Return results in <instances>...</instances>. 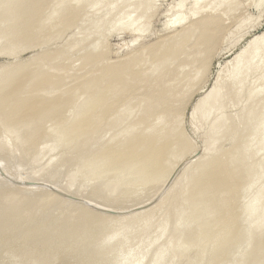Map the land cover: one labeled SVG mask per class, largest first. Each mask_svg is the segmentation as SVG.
I'll use <instances>...</instances> for the list:
<instances>
[{"label": "rangeland", "instance_id": "1", "mask_svg": "<svg viewBox=\"0 0 264 264\" xmlns=\"http://www.w3.org/2000/svg\"><path fill=\"white\" fill-rule=\"evenodd\" d=\"M24 1L29 2V0H24ZM32 1H34V0H32ZM44 1L45 2H43V0H40V1L36 0L37 4H39L40 6L42 5L41 10L37 16V19H35L36 21L38 20L37 21L38 23H36V21H35V23H33L32 25L30 24L31 26L26 27L27 29L28 28H30V29H28V30L25 29L26 31L23 30L24 35H21L23 31L21 32L20 35H19V33L17 35V33H15L16 31L13 32V26H15L14 24H16V22H18V20L20 19V13L15 14V13H13V11L11 12L10 11V10H12L11 5L3 4L2 3L3 1L0 3V14L1 13H3V15L5 14L3 17L1 16L2 14L0 15V19H1L0 20V79L3 76L2 74L6 73L8 71H11L10 68L16 69V68L21 67V69H17V70L23 69L22 71H24L25 69L27 70V68L33 67V65H34L33 68H36V69L38 68L37 70H39V66H41L44 63V60H47L46 59L47 57H51V55L54 57V56H58L61 54L62 55L60 57L61 59L58 58V61H57L58 63H56V60H55L54 61L55 63L53 62V65L54 64H56V65L61 64V66L62 65L65 66V68L69 71V72H67L68 77H67V75H65L67 82L65 81L66 86H64V87L67 89V88H69L68 84L73 85L72 83H73L74 79H76L78 77L80 78L83 75H85L86 71L84 72V70L81 69V66L83 65V59L85 57V53L87 55L88 52L91 51L89 49L96 48V50L94 49L95 51L92 50V51H94L93 53H96V52L99 53L102 50L99 52H98V50L103 49V52H106L107 54H109V55L106 54L107 60H105V62H104V64H106V66L107 65H109V66L118 65L120 60L121 61L123 60L126 62L127 58L130 55H131L130 57H133L134 56L133 54L138 53L137 54L138 56L136 55L138 60H140L141 57L145 59V60L143 59L140 61L141 66L138 67L139 69L137 68L138 70L141 69L142 70V71L140 70L141 72H144V71L149 69L151 71V73L154 72L155 74H158L159 77H160V74L167 76L168 75L167 73L169 72V76L168 77L164 76V77H166L164 80H166L167 78H170V75H171L172 78L167 79L166 82L168 81L171 88L173 87L172 88L174 90L173 95L175 97L171 96L172 101H171V99H169L170 100L169 102L170 103L172 102L173 104H171V106L168 109L164 108L163 106L160 107V105L157 109H155V108L152 109L150 104H149L150 99L147 100V106L144 105L145 102L142 103L143 105L140 103L142 106L141 108H143V107H145V108L141 109L140 105H138V107L140 109L139 108L137 109V104H139V101H140L139 98L142 97V95L143 96L145 95V91H142L143 89L139 90V92L141 91L140 93L138 91H136L138 93L134 92L130 96L127 95L128 99L125 101H122L123 104H125V106L127 105L126 106L127 109H126V107L124 108L123 107L124 105L120 102L118 104V108L115 107V108H117V110L114 108L113 113H115V114H112L110 116V118H108L109 120L105 119L106 122H105V120L102 122L100 120L99 121L100 128L99 129L96 128L95 127L96 125H95L94 127H92V129H90V132H91V130H93L95 128L94 129L95 132L92 131L93 135L90 132H89V134H90L89 135L88 131H86V132H84V136L81 133V131L79 132L75 126H78L77 124H78V122H80V119L83 116L82 114H85L84 111L86 110L87 107L90 108L91 105H88V102H87L88 100H85V99H88L87 97L85 99L83 98L85 96L84 92H83L84 96L82 93H80V91L81 92H82V90L84 91V87L79 86L78 84H77L78 85L77 86L74 83L75 85L71 86V87H74V89L76 88L75 89L76 92L74 94H72L73 95L72 100H71V98L70 99L68 98V102L70 100L72 102L70 101L71 103H69L70 105H68L67 110H63L60 115H57L58 117H55V118H57L56 120H53V118H52L53 116H52L51 121H49V122L48 121H42L41 124L39 123L41 125L40 127H36L34 122L32 121L35 118L37 119V115L35 117H33V113H31L30 111H26L25 109L18 112L17 107H15L17 105V103H15L13 100H11L10 104L8 105L9 109L3 114H2V112H0V209H1L0 210V264H91V263L92 264H115V263L116 264H128V261H130V260H131V262H129L130 264H133V263L134 264H171L170 261L174 264H213L214 262H215V264H228V263L229 264H238V262H239V264H252V263L258 264V262L261 261V264H264V259H263L264 258V250H263L264 249V241H262V239L264 240V237H260V236H264V231L261 235L260 234L261 231H259L260 233H257L258 230H256L257 232H255V233L259 234L258 236H257V234L254 235V231L252 232L253 235L249 234V235L245 236V235L241 234V233L245 232L247 229H250L252 227L251 224H253V223H251V221L245 222V220H244L245 218L244 219L241 218V215L243 214V213H241L242 212L241 208H242V206L244 207L247 204H249L248 202L251 203L252 201H255L254 199H257V197L260 196L259 192L262 191V188L264 189V187H263L264 186V180H263L264 175L261 176L263 179L261 177L258 178L257 176L256 177L258 179H256V177L251 176V174L254 175L253 173H251L249 175L250 177H248L249 179L245 180V183L251 182L252 183L251 185H254V187H251L250 190L243 192L244 194H241L242 196H239V198L236 199L235 203H237V205H238V207L236 205V207L238 208L237 213L239 214L240 217L237 216V221L235 223L236 224L235 225L236 230H231L229 232L231 235L226 234V235H230V236H225V233H226L225 229L221 226H218L217 228L213 229V231L211 230L210 231L211 233L209 232L208 234H206V223H207L208 219H207V216H205V215H199L200 217L202 216V218H201L202 220H201L200 217H198V215L197 216L195 215V214H197V213H195L197 211L194 210L196 208H193V206L195 207V205H192L193 201L192 202L190 201V194L192 195V192H193V190H192L193 185H192V187L190 186L191 184H193V182L191 183V180H192L191 177L192 178H194V177L193 176L189 177L190 171L191 170L193 171L194 166H195L194 170L196 171V168H197L196 164L199 165V163L201 162V158L203 156V153H204L203 151H204V146H205L204 145L205 144L204 138L206 137V134H208L209 130L211 129L210 127L212 126V120H208L207 123L203 124V123H200V121L196 118V116L193 117V112L196 110L195 108H197L195 106L198 105L199 101L206 98L207 96H209L214 91V89L217 87V83H218L219 79L222 77V75H223V77H222V80H223L224 75H225V69L228 71V73L226 74V77L230 76L232 74V70L231 69L229 70V68H231V67L234 68V66H230V64L235 65L234 59H236V57L242 51H244L247 47H249L252 42L260 39L264 35V0H230V1L228 0L229 3L231 2L229 4V6H230L229 9L231 8V12H228V14H225V12H224V10L226 8L224 1H227V0H212V3H210L211 0H209V1L208 0H201V1H196V0H156V1H154V3H156V4H153V8L156 6L158 8H155L154 10H152V12L149 13L150 15L146 14L144 16L145 19L144 18L138 19V18L140 17V14L143 13L142 12L143 10H144V12L146 11V7H144V6H146V4L148 3L147 1H149V0H146V2L144 0H138V1L137 0H119V1L115 0V4H114V0L113 1L112 0L111 1L110 0H105V1L104 0H98V1L97 0H44ZM92 1L95 3H93ZM81 2H82V4H81ZM111 2L113 4V6L110 5ZM121 2H123V4ZM126 2H127V4H126ZM142 2L143 3L145 2V4L143 5ZM16 3L19 4V1ZM91 3H93V4H91ZM106 3H108V4L110 3L109 6ZM135 4H136V6H135ZM6 5H7V7H6ZM13 5L14 4H12V8H13ZM122 5H123V7L125 5L126 6L124 8H122ZM139 5L140 6L143 5L142 10L140 9L141 7L138 8ZM100 7H101V9L98 10V8H100ZM110 7H111V9H110ZM5 8H6V10H5ZM7 8L9 10V12H8ZM135 8L138 10H136ZM13 9L15 10V8H13ZM103 9H105L106 12ZM118 9H121V12ZM123 9H125V10H123ZM6 11H7V13H6ZM102 11H103V13H101ZM115 12H117V13H115ZM123 12H125V13H123ZM116 14H118V15H116ZM137 14H139V15H137ZM58 16H61V17L58 18ZM104 16H105V18H104ZM122 16H125V17L127 16L131 20L128 19L127 17H126V19L128 21L124 20L125 18L120 19V17H122ZM148 16H149V18H148ZM62 17H64V18H62ZM67 17L68 18L70 17V18L68 19ZM107 17H109V19ZM208 17H212V18L214 17L215 19H219L221 21L220 30L217 34H215V37L218 40L216 38L215 39L213 38L211 47H208L209 49L207 48L206 50H204L203 51L204 53L201 52V54H203V55H199V56H201L200 58L197 59V57H199V56H197V57H196V55L194 56L193 51L192 52L190 51L187 53V56L189 53H191L190 55L193 54L194 60L192 59V57H189V56H188V59L190 58V60L186 59L187 56L181 57L178 62L176 61L177 62L176 66L178 68L175 66L176 62L174 63V65H171L172 68H170V70H173V66H174V68H175L174 70H176V69L178 70L180 68L179 65L184 63L183 65L188 64V66L191 69L189 67H187L188 69L185 68L186 69L185 71L180 69L178 72H176L177 71L176 70L174 75H176V73L178 75L174 76L172 74V72L174 70L170 71L167 69L170 66H167V65L159 66L158 65V67H156V65H155V67H154V65L151 64L153 62L152 57H151V54H152L151 52L155 50L154 49L155 46H157L158 44L163 43V42L165 43L166 39H169L172 36H174L180 29L186 28V27L192 25V23H195L197 21L203 20L204 18H208ZM118 18L120 19L119 22L115 23L114 19H115V21H117ZM135 18H137L139 21ZM57 19H59V20H57ZM149 19H150V21H149ZM67 21H69V22L67 23ZM106 21L109 23V25ZM112 21L115 23L113 25L115 27H112V24H113V23H111ZM39 22L41 24L43 23L42 25L40 24V27L38 25ZM103 23H104V25H103ZM214 23H216V22H214ZM59 24H60V26H59ZM92 25H93V27H92ZM103 26H105V27H103ZM135 26H136V28H135ZM137 26H139V27L137 28ZM24 27H25V25H24ZM116 27H117V29H116ZM122 27H123V29H122ZM21 28H23V27H21ZM56 28H57V30H56ZM83 28L85 29V31ZM105 28H107V30ZM112 28H114L115 30ZM132 28H133V30H132ZM146 28H149V29H146ZM63 29H65V30H63ZM118 29H119V32H114L116 30L118 31ZM18 30H19V28H18ZM52 30H54V31H52ZM144 30H146L147 32ZM112 31L114 33H112ZM17 32H19V31H17ZM26 32H28V33L26 34ZM78 32H80V33H78ZM106 32H108V33H106ZM64 33H65V35H63ZM90 34H91V36H90ZM14 35L17 38H18V36L19 37L23 36L26 38V40L21 37L22 39H20V40H22V41L20 42V40H18L19 38L15 39L16 37H14ZM72 35H73V37H72ZM80 35H81V37H80ZM77 36H79V37H77ZM212 36H213V34H212ZM87 39H88V41H87ZM101 39H103V40H101ZM13 40H17V41L14 42ZM70 40H73V41H70ZM169 40H167L166 42H169ZM22 42L24 45L22 44ZM42 42H44V43H42ZM97 43L100 44L99 45L100 49H98ZM10 44H12V45H10ZM14 44H15V46H14ZM84 44H85V46H84ZM18 45H19V47L17 48L16 46H18ZM93 45H94V47H93ZM96 45H97V47H96ZM70 47H72V48H70ZM196 52L197 51L194 50V53H196ZM140 53H142V55L139 56ZM39 56H41V58ZM43 56L45 58H43ZM202 56H203V58H202ZM81 58H82V60H81ZM125 58H126V60H124ZM32 59H33V61H32ZM41 59H44L43 63H42ZM54 59H55V57H54ZM183 59H185V60H183ZM181 60L183 62H181ZM195 60L197 62H195ZM35 61H36V64L34 63ZM62 61H63V63H62ZM186 61H188V62H186ZM30 62H32V64L33 63L34 64L29 67L28 65L31 64ZM116 62H118V63H116ZM254 62L257 63V61H254ZM254 62H253V64H251V63L250 64L254 65L255 64ZM263 62H264V60H263ZM107 63H109V64H107ZM121 63H123V62H121ZM149 63L151 64V67H150ZM23 64H24V66H23ZM145 64L149 65V67L147 66L148 67L147 68ZM257 64H255V65L257 66ZM36 65H38V67ZM195 65L198 68H196ZM251 65L246 67V68L253 71L255 65L254 66H251ZM263 65H264V63H262L261 69L259 70V71H262V73L257 72L258 74L255 73L256 75H252L249 77V80L247 81V86H245L246 89L244 88L241 91L239 97L237 96V98H236V96L235 95L233 96V94L231 93L232 95L231 96L228 95V99H227V97H226V99H223L225 101L228 100L227 101L228 103H226L224 101L223 104L227 105V107L225 106L226 109L224 110V112H225L224 115L226 114L225 116H227V117H225V119H227V118H228V120L230 119V121H229L230 123H231V119L237 120L240 116L244 117V115H243L244 111L243 110H245L244 114L246 116V113H247L246 109L251 108L249 110L253 111V109H254V111H255L258 108L256 111H259L260 110L259 106L261 105L260 108L262 107V103L264 102V98L262 99V97H264V94H263L264 91L260 90V89L263 88V86H261L262 85L261 79H263V76H264V66ZM152 66L154 67V69ZM41 67H40V69H41ZM144 67H146V68L143 69ZM199 67H201V68H199ZM252 67H253V69H251ZM246 68L244 71L246 72L245 75L247 76L248 70H246ZM262 68H263V70H262ZM79 69H81L83 72ZM201 69H203L201 74L200 73L197 74L196 71L197 70L201 71ZM181 71H183V72H181ZM190 71H192V72H190ZM193 71L195 72L194 74H193ZM252 71L251 72L248 71V73L249 72L253 73ZM51 72H52V70H51ZM180 72L183 73L182 78H181ZM188 73L191 75H189ZM241 73L244 75L243 71H241ZM149 75L152 76L153 74L152 75L149 74ZM149 75L147 77H145V80L152 79ZM199 75L201 76V78ZM233 75H236V73L233 72ZM233 75H231V76H233ZM239 76H235V79L238 78ZM261 76H262V78H261ZM173 77L177 78L178 80H176V79L174 80ZM184 77H185V79L188 77L187 78L188 81H187V79L185 80ZM190 77H193V78L196 77V78H195V80H192L193 78L191 79ZM226 77L224 79V80H226V83H227V81L232 82V80L230 79L232 77H229V78L228 77L226 78ZM240 77H242V76H240ZM32 79H34V76H31L30 78H27L26 80H27V82H31ZM72 79H73V81H72ZM190 79H191V81H190ZM250 79H252V80H250ZM68 81H70V83H68ZM170 81L171 82L174 81L175 83L172 84ZM177 82H180V83H178V85H177L176 84ZM182 82H184V83H182ZM223 83H225V81L224 82L222 81V85H223ZM259 83H261V84L259 85ZM190 85L192 87H190ZM27 86L28 85L26 84L25 87L23 88V90L19 91L21 89H19V88L13 89L12 88L13 86L11 85L10 93L12 95H15V97H17L19 99L27 97V96H29V91L31 88V87L27 88ZM248 86H249V88H248ZM177 87H178V89H177ZM222 87H224V86H222ZM5 88H6V86L4 87V91L0 90V101L2 99H6ZM77 89H80V90H77ZM6 90H8V89L6 88ZM154 90H151L150 92L153 91L155 93ZM191 90H192V92H191ZM222 90H223V88H222ZM157 91L158 90H156V92ZM223 91L226 92L225 89ZM223 91H222V93H223ZM261 91H263V92L260 94L258 93V96H255L253 94L254 92L256 94V92H261ZM150 92H148V93L146 92V95H145L146 99H147V97H150L152 99L153 96L151 97L150 95L151 94L153 95V92L152 93H150ZM175 93H177L176 95H179V98L175 95ZM223 94L225 95L226 93H223ZM72 95L70 97H72ZM76 95H77V97H76ZM147 95H149V96H147ZM61 96H62V91H59L58 93L57 92L54 93L53 96H50L51 97L50 99L56 100V99H59ZM3 97H5V98H3ZM78 97H80V99H77ZM130 97H131V99H130ZM132 98L134 99V101L132 100ZM175 99H178V100H175ZM238 99H239V101H238ZM128 100H129V102H128ZM148 101H149V103H148ZM236 101H238V102H236ZM249 103H251V104H249ZM1 104L4 106L6 104V101L0 102V109L3 108V107L1 108ZM120 104H121V106H120ZM134 104H136V106ZM178 104H180V106ZM255 104H256L257 108L255 107ZM132 105H133V107L135 106L134 108H135V110H137V112L133 109ZM91 108H92V106H91ZM235 108H237V109H235ZM69 109H71V110H69ZM122 109L124 110L123 112H122ZM125 109H126V112H125ZM146 109L149 111H146ZM159 109H160L161 114H162V112H167V113H172V116H171V114L167 115V113H166L165 117L169 116V118L166 117V118H168V120L165 117H163L162 120H160V118H159V120L161 121V124H160L161 126H159L158 129H160V131L158 132V134L156 132H154L153 135L156 134L155 137H159L162 134H165L167 131L169 132L172 129L175 130V132H176L175 127L178 125L177 128L179 129V132L177 130V133H175L172 136L171 141L177 143V142H181V140L183 139L185 141V143H180L181 144L180 146H182V147H180L179 145L178 146L176 145L175 146L176 148L174 147L175 149H173L174 152L171 150L173 153L169 152L171 155L168 154L170 156L165 161L166 163H164V161H162L165 165L162 163L163 164V166H162L160 161L156 162L152 168L154 172L150 171L149 174L145 173L144 164H132V163H130L129 166L126 164L124 166V161H122V160L127 161L125 157H120V159L122 158L121 160L120 159L115 160V161H117V163L118 162L120 163V161H122L121 163L123 164V169H122V164L120 165L121 168L118 165V169H116L117 165L116 166L113 165V163L115 162L113 160V158H111V157L106 158V157H108V154L113 153L114 150H115V152L113 154H116L117 148L118 149L123 148L122 147L123 145L125 147L127 144H129L130 141L126 142V140H125V139L128 140V138L132 136V134L130 133L131 130H129V129L132 128L134 130L133 132L135 133V135H137V134L139 135V133L142 132L144 129L145 130L142 133H145L147 128L152 126L156 122V119H158L157 115L160 114L158 112ZM150 110H151V112H150ZM238 110H239V113H237ZM119 111H120V113H119L120 115L118 114ZM21 112H26V113L29 112L28 116H31V118H30L31 120L27 119L24 122V120L21 117V119H22L20 121L21 124H18V125H20V126H18L13 122H14V119L16 118V116L18 115V113H21ZM147 112H148V114L149 113L150 114L146 115ZM26 113H22V114H25L24 116H26ZM43 113L44 112H42V114ZM116 113L118 115H116ZM125 113L127 115H129V114L130 115L127 116ZM253 113H252V116L255 117ZM121 114L124 115V117H126V118L122 117L123 122L120 120L121 118H119V116H122ZM114 115H116V116L114 117ZM147 116L149 117L150 122L154 121V123H152V122L150 123L149 120L147 121V119H148ZM252 116L250 119H252ZM113 117H114V119H112ZM116 117H118V120ZM150 117L155 118V120L153 118H150ZM159 117H161V116L159 115ZM115 118H116V120H115ZM248 118L249 117H247V119H245L247 121H245L242 118V120L240 121L241 123L239 122L240 119H238L237 122L240 123V125L243 124L246 126V124H250L249 122H252V120H250L248 122ZM110 119H112V120L110 121ZM164 119H166V120H164ZM169 119H171V120L169 121ZM95 120L97 122V119H95ZM143 120H145L146 122H144ZM228 120H227V123L229 124ZM120 121H121V123L119 124L118 122H120ZM44 122H46V123H44ZM168 122H170V123H168ZM12 123L18 127H13L14 125ZM75 123H76V125H75ZM133 123H135L134 124L135 128L133 127ZM197 123H198V125H197ZM72 125H74V126H72ZM114 125H116L117 127ZM138 125H140L141 127H139ZM147 125H149V126H147ZM243 125L241 126V129H240L241 133L246 132L245 130L247 129V127L245 129V127ZM226 126L227 125H225V127ZM229 126H227V129L230 128ZM34 127H35V129H37L36 132L33 131ZM69 127H70V129H69ZM225 127H224L223 132L227 133V131H225L226 130ZM138 128H139V130H141V129L142 130L139 131ZM242 128H244L245 130ZM248 129H249V126H248ZM31 130H32V132H34V134L31 133ZM66 130L68 132H66ZM70 130H72V131L70 132ZM105 130H108L109 133H107V131H105ZM157 130H154V131H157ZM64 131L66 134L64 133ZM128 131H130V132H128ZM37 132H39V133H37ZM96 132L98 134H96ZM61 133L63 135H61ZM77 133H79L81 136H79V134H77ZM142 133H140V134H142ZM247 133H248V131L244 134H247ZM103 134H104V136H103ZM64 135H67L66 138ZM73 135L74 136L77 135V136L74 138V137H72ZM97 135H98V138H97ZM127 135H128V137H126ZM225 135L227 136V134H225ZM225 135L223 136L224 138L226 137ZM100 136H101V139H100ZM78 137H84V139L79 138L80 140L78 141ZM90 137H91V139H90ZM134 137H136V136H134ZM62 138H63V140H62ZM85 138H87V139L85 140ZM224 138H222V139H224ZM88 139H89L90 143L89 142L87 143ZM131 139H132V137H131ZM222 139H220V140H222ZM68 140H70V141H68ZM73 140L77 141V142H74ZM83 140H84V142H83ZM98 140L99 141L101 140V141L98 142ZM134 140H135V138H134ZM258 140L259 139L254 141L255 144H258V145H256L255 148L253 147L252 150H256L257 148L259 149L260 146H259ZM71 141H73V142H71ZM131 141H132L131 143H135L134 145L132 144V147H136V144L139 142L138 141L136 143V141H133V140H131ZM184 141H182V142H184ZM257 141H258V143H257ZM218 142L220 143L221 141H218ZM222 142H221V144L218 143L219 147L223 146L224 149L231 147L230 142L227 141L229 143V145H228V143H226V141L223 144H222ZM254 142L252 143V145L254 144ZM83 143H85V144H83ZM110 143H112V144H110ZM225 143H226V145H225ZM106 144H108V146L109 145L110 146L106 147L107 146ZM82 145H84V146H82ZM162 146H164V145H162ZM85 147H86V149H85ZM103 147L105 148V150ZM158 147L162 148L160 146H158ZM223 147H221V148L223 149ZM108 148H110L111 150H109ZM113 148H115V149H113ZM155 148H157L156 145H155ZM84 149H85V151H84ZM75 151H77V153L79 152L82 154L81 155L79 153L76 154ZM110 151H112V152H110ZM215 152H218V151H215ZM100 153L104 154V156H102V154H100ZM113 154H111V155L114 156ZM260 154H262V155H260ZM263 154H264L263 150L259 151L258 154L255 155V156H257V157H255L256 161L253 160V158H254L253 157V158H250V160L252 159L251 162H253L254 164L256 162L257 164L259 163V165L260 164L262 165L263 164L262 162L264 160ZM105 155H106V157H105ZM103 157L106 160L103 159ZM110 158L112 159V161H114L113 163H112ZM97 160H100L99 163ZM110 162H111V164H110ZM161 168H162V170H161V172H159ZM152 169H150V170H152ZM192 171H191V173H192ZM195 171H193L194 175H195ZM145 174H146V176H145ZM147 176H149V177H147ZM187 177L189 179H191L190 182H189ZM257 180H260V181H257ZM185 181H186V183H185ZM253 182H254V184H253ZM182 183L183 184L185 183L184 186H186V185L188 186L189 185L188 183H191V184L189 185L190 187L188 186L189 188L185 189L186 187L185 188L182 187L183 186ZM256 184H257V186H256ZM179 186H180V188H183V190H182L183 192L180 190ZM176 187H177V189H176ZM28 188L30 190H28ZM260 188H261V190H260ZM25 189H27V190H25ZM173 190L174 191L177 190L176 191L177 195L180 194V191L182 194L184 193L185 195L184 194L183 195L185 197L182 194H180L179 196L180 197L183 196L184 197V198L182 197L183 200L188 199L190 202L189 201L185 202V200L184 201L182 200L183 201L182 202L181 198L179 199V197H177L178 200H176L177 199L176 194L173 193L174 192ZM258 190H260V191L258 192ZM173 195H174V202L172 200ZM245 195L248 196V198ZM171 196H172V199L170 198ZM244 196H245V198H243ZM14 197H16L17 199ZM192 198H193V195H192ZM4 200L6 202H4ZM167 200H169V201L171 200L175 204L178 203V201H180L178 203V205H180V207L177 208L178 206H175L173 203H171L172 206H174L175 208L174 207L170 208L171 205H169V204L171 201L167 202ZM13 202H14V205H12ZM188 202H189V204H188ZM17 203H19V204H17ZM161 203L163 204V206ZM180 203H183V204H180ZM168 205H169V207H168ZM158 206L160 207V209L157 208ZM183 207H185V208L183 209ZM239 207H241V208H239ZM9 208L11 209V211ZM14 208H15V210H14ZM156 209H158V211H156ZM164 209H168V211H170V209H172V210L170 212H168L167 210L164 211ZM182 209L184 210L185 213L182 212L183 215H182V213H181V215H179L180 211H183ZM150 210H152V211H150ZM154 211H155V213H153ZM159 212L161 213L162 216L160 215ZM166 212L168 214H165ZM153 216H154V218H152ZM182 216L184 217L183 222H181V220L176 221L178 219H181ZM192 216H193V218H191ZM134 217H136V218H134ZM144 217H146V218H144ZM87 218H89V220ZM185 219H187V220L185 221ZM242 219H243L245 224L243 223ZM190 220H191V222H190ZM121 221H122V223H121ZM184 221L186 222V224ZM198 221L200 223H198ZM150 222H153V223H150ZM177 222H181V224L183 225L182 226L179 223L182 226L179 228H181L182 230L177 229L178 231H180V232H178V236H177V232H176L177 230L175 231L176 228L174 229V226L176 227L178 225ZM193 222L196 226L193 224ZM99 223H101V225ZM126 223H127V225L125 226ZM144 223H145V225H144ZM190 223L193 225H191ZM110 224H111L112 228H111ZM119 224H120V226H121V224H123L124 226L123 225L122 226L124 228L119 227ZM184 224L186 226H184ZM99 225L101 227H99ZM108 225H109V227H108ZM150 225H153V226H150ZM189 225H191V227ZM143 226H144V228H143ZM192 226L195 228L194 233L188 232L190 230L193 231ZM139 227H141V228H139ZM165 227H167V228H165ZM185 227H187L186 230H185ZM120 228H123V229L120 230ZM126 228H128V230H129V231L126 230L128 233H126L124 231V229H126ZM161 228H163L164 230L167 229L168 231H164L165 233H163V235L164 234L165 235L164 236L162 235V238L160 236L161 239H155L154 238L155 236L159 238V233L162 231ZM114 229H115V231H119V230L120 231L118 233L116 232V234H114L115 231H111ZM133 229H135V231ZM106 230H108V231H106ZM109 230L114 235L113 237L115 238V240L117 238H119L121 235H123L124 240H125V238L127 239L128 237H130L132 235L134 237L128 238L127 241L125 240L127 243L123 239H121L122 237H120L119 239H121V240L119 242H121L123 240L122 241L123 245H122V242L120 245V243L118 241H116V242H117V244L119 243V245H116V242H115V240H113L114 239L113 237L112 238L110 237L111 241H110V239H107L109 236L112 235L109 232ZM136 230H138V232ZM157 230H159V233L156 232ZM123 231H124V233H126V236H128V235H130V236H128V237L124 236L125 234L123 233ZM172 231H175L176 234H175V232L172 233ZM184 231L188 232V233L186 232L187 235L185 234ZM222 231L225 233H222ZM139 232H141L143 235ZM182 232H184L183 235L185 234L186 236H188L189 233H192V234H190L189 235L190 237H188V239H186L187 238L186 236H183V237L181 236ZM100 233H102V234H100ZM121 233H123V234H121ZM135 233H137V234H135ZM155 233H157L158 236ZM209 234H210V236H207ZM221 234H223V236ZM240 234H241V239L239 237ZM105 235H108V236H105ZM117 235H119V236H117ZM250 235H252V236H250ZM171 236H174L173 239H171L172 238ZM180 236L183 238V240H185V241H182L183 243L181 242L182 238L180 241H178L180 239ZM203 236H205L204 239H203ZM242 236L245 237V240ZM135 237H136V239L134 240ZM148 237L151 239H149ZM225 237H226V239L228 238L226 240V243H227L226 246H224L226 244L225 243ZM250 237H252V238H250ZM97 238H98V240H97ZM131 238H133V239H131ZM168 238L171 240H169ZM229 238L232 241H229ZM105 239H107V240H105ZM129 239H130V241H128ZM145 239H146V241H145ZM205 239L206 240L208 239V240L205 241ZM101 240H102L103 245L101 244ZM112 240L115 243L112 246L115 245L117 247L115 248V246H114V248H113L111 246V249L113 248L111 250V249H109V247H108L109 245H108L107 247L109 250L112 251L111 252V251L106 250L107 248L105 249L104 245H107L108 241H110V243L111 242L113 243ZM175 240H176V242H175ZM187 240H189V241H187ZM215 240H217V241H215ZM251 240H253V241H251ZM104 241H107L106 244ZM218 241H220V242H218ZM239 241H241V242H239ZM256 241H257V243H256ZM124 242H125V246H124ZM148 242H150V244ZM170 242H172L171 248H173V245H175L176 243H177L176 245H178L177 247L174 246L173 251H172V249L167 250ZM221 242L223 243V245H221L222 244ZM185 243L189 244V247ZM253 243H254V245H253ZM255 243L257 246L256 248L259 249L258 251L259 252L261 251L260 253L257 251V254H256V253H254V250H252L255 248ZM179 244L180 245L182 244V245L179 246ZM219 244L221 246H219ZM237 244H239V246ZM216 245H218L219 247L222 248L221 251H220L219 247ZM234 245L235 246L237 245L236 247H239V248H237V251L236 250L234 251V248L236 249V247ZM258 246H260V247H258ZM118 247H119V249H118ZM164 247L167 248V249H165L166 251L164 250ZM180 247L181 248L183 247L184 249L182 248V250H184V251H182ZM215 247H217L218 249ZM230 247H231V249H230ZM121 248H123V249L121 250ZM247 248H250L251 250L250 249L246 250ZM101 249H102V251H101ZM104 249L106 251H104ZM257 249H255V250H257ZM162 250H164L165 252ZM170 250H171V252H170ZM223 250H224V252H223ZM232 250L237 254V256L235 253L232 252ZM94 251H98V252H94ZM107 251H108V253H107ZM230 251L232 252V254L230 253L231 257L227 256V258H226V255L229 254L228 252H230ZM238 251H240V253H238ZM251 251H253V252H251ZM101 252H102V254H101ZM117 252L119 253L118 255H120V257L117 256ZM122 252L125 254H122ZM126 252H128V253H126ZM216 252L217 253L219 252V254L218 255L215 254ZM246 252L249 256L246 254ZM91 253H93V256ZM129 254H130V256H129ZM114 255L116 257H118L119 261L117 258L115 259ZM240 256H242V257H240ZM257 256H259L261 258L258 259ZM123 257L127 261L125 259L123 260L122 259ZM108 258H109V260H108ZM120 258L123 262L120 260ZM115 260H116V262H113ZM212 260H214L213 263H211ZM132 261H134V262H132ZM141 261H142V263H141ZM205 261L206 262L208 261V262L206 263Z\"/></svg>", "mask_w": 264, "mask_h": 264}, {"label": "bare ground", "instance_id": "2", "mask_svg": "<svg viewBox=\"0 0 264 264\" xmlns=\"http://www.w3.org/2000/svg\"><path fill=\"white\" fill-rule=\"evenodd\" d=\"M3 1V2H2ZM19 1V4H17L16 2H18ZM32 0H29V2H25L24 0L22 1H20V0H1L0 1V3L2 2L3 4H7V5H11V9L12 10H10L11 12L13 11V13H20V19L18 20V22H16V24H14L15 26H13V32H15V33H17V35H18V33H19V35L21 34V32L23 31V30H25V29H27L26 27H29V26H31L33 23H35V19H37V16H38V14H39V12H40V10H41V6L39 5V4H37V2H36V0H34V1H32ZM40 1V0H39ZM98 1V0H97ZM105 1V0H104ZM111 1V0H110ZM109 1V2H110ZM113 1V0H112ZM117 1V0H116ZM119 1V0H118ZM138 1V0H137ZM145 2H146V0H144ZM154 1H156V0H149V1H147L148 3L146 4V6H144V7H146V11L144 12V10L141 12L142 14H140V17L138 18V19H142V18H144V16L146 15V14H149V13H151L152 12V10H154L155 8H158L157 6L156 7H154L153 8V4H156V3H154ZM196 1H201V0H196ZM209 1V0H208ZM228 1V0H227ZM227 1H224V4H225V10H224V12H225V14H228V12H231V8L229 9V4L231 3H229V1L227 2ZM43 2H45L44 0H43ZM80 2V1H79ZM91 2V1H90ZM93 2V1H92ZM145 2L143 3V5L145 4ZM158 2V1H157ZM182 2V1H181ZM223 2V1H222ZM42 3V2H41ZM93 3H95V2H93ZM93 3H91V4H93ZM122 4H123V2H121ZM129 3V2H128ZM210 3H212V0H211V2ZM12 4H14L13 5V8H15V10L12 8ZM17 4V5H16ZM47 4V3H46ZM81 4H82V2H81ZM108 6H109V4L108 3H106ZM114 4H115V0H114ZM126 4H127V2H126ZM2 5V4H1ZM7 5H6V7H7ZM48 5V4H47ZM46 5V6H47ZM105 5V4H104ZM110 5H112L113 6V4H112V2H111V4ZM142 5V6H143ZM15 6V7H14ZM78 6V5H77ZM126 6V5H125ZM124 6V7H125ZM135 6H136V4H135ZM142 6H140L139 5V7L138 8H140L141 10H142ZM119 7V6H118ZM123 7V5H122V8H124ZM132 7V6H131ZM90 8V7H89ZM88 8V9H89ZM94 8V7H93ZM117 8V7H116ZM137 8V7H136ZM135 8V9H136ZM43 9V8H42ZM45 9V8H44ZM99 9H101V7L100 8H98V10ZM106 9V8H105ZM105 9H103L105 12H106V10ZM110 9H111V7H110ZM2 10V9H1ZM5 10H6V8H5ZM7 10H8V8H7ZM92 10V9H91ZM118 10H120V12H121V9H118ZM123 10H125V9H123ZM136 10H138V9H136ZM17 11V12H16ZM95 11V10H94ZM135 11V10H134ZM8 12H9V10H8ZM6 13H7V11H6ZM80 13V12H79ZM101 13H103V11L101 12ZM115 13H117V12H115ZM119 13V12H118ZM123 13H125V12H123ZM2 14V15H1ZM0 15L3 17L4 15H3V13H1ZM98 14V13H97ZM100 14V13H99ZM105 14V13H104ZM121 14V13H120ZM139 14H137V15H139ZM18 15V14H17ZM82 15V14H81ZM102 15V14H101ZM111 15V14H110ZM113 15V14H112ZM116 15H118V14H116ZM150 15V14H149ZM62 16V15H61ZM61 16H58V18L59 17H61ZM64 16V15H63ZM72 16V15H71ZM86 16V15H85ZM97 16V15H96ZM106 16V15H105ZM105 16H104V18H105ZM121 16V15H120ZM127 17V16H126ZM126 17L125 16H122V17H120V19H122V18H125L124 20H127L126 19ZM130 17V16H129ZM39 18V17H38ZM62 18H64V17H62ZM68 18V17H67ZM70 18V17H69ZM68 18V19H69ZM80 18V17H79ZM99 18V17H98ZM108 19H109V17H107ZM128 18V17H127ZM137 18H135V19H137ZM148 18H149V16H148ZM119 18H118V20L117 21H115V19H114V22L115 23H118L119 22V20H120ZM128 19H130V18H128ZM134 19V20H135ZM137 19V20H138ZM145 19V18H144ZM152 19V18H151ZM1 20V19H0ZM57 20H59V19H57ZM71 20V19H70ZM69 20V21H70ZM84 20V19H83ZM89 20V19H88ZM99 20V19H98ZM131 20V19H130ZM38 21V20H37ZM36 21V23H38ZM66 21V20H65ZM69 21H67V23L69 22ZM90 21V20H89ZM88 21V22H89ZM102 21V20H101ZM108 21V20H107ZM106 21V22H107ZM122 21V20H121ZM120 21V22H121ZM128 21V20H127ZM133 21V20H132ZM139 21V20H138ZM149 21H150V19H149ZM54 22V21H53ZM103 22V21H102ZM113 21L111 22V23H113L112 24V27H115V26H113L115 23H114ZM126 22V21H125ZM146 22V21H145ZM214 22H216V23H214ZM49 23V22H48ZM66 23V22H65ZM66 23V24H67ZM83 23V22H82ZM85 23V22H84ZM108 23V22H107ZM147 23V22H146ZM213 23V24H212ZM31 24V25H30ZM40 22H39V27H40ZM43 24V23H42ZM41 24V25H42ZM71 24V23H70ZM74 24V23H73ZM128 24V23H127ZM145 24V23H144ZM23 25V26H22ZM24 25H25V27H24ZM68 25V24H67ZM89 25V24H88ZM103 25H104V23H103ZM108 25H109V23H108ZM111 25V24H110ZM125 25V24H124ZM48 26V25H47ZM58 26V25H57ZM59 26H60V24H59ZM64 26V25H63ZM73 26V25H72ZM144 26V25H143ZM150 26V25H149ZM219 26V27H218ZM21 27H23V28H21ZM35 27V26H34ZM53 27V26H52ZM55 27V26H54ZM68 27V26H67ZM92 27H93V25H92ZM103 27H105V26H103ZM109 27V26H108ZM139 26H137V28H138ZM220 27H221V21L219 20V19H215L214 17L212 18V17H208V18H204L203 20H200V21H197V22H195V23H192V25H190V26H188V27H186V28H182V29H180L174 36H172L171 38H169V39H166V41L167 40H169V42H166L165 41V43L163 44V43H160V44H158L157 46H155V50L154 51H152L151 53V57H152V60H153V62L151 63L152 65H154V67H155V65H156V67H158V65L159 66H161V65H167V66H170V67H166L168 70H170V68H172V66L171 65H174V63L177 61H179V59L181 58V57H186L187 56V53L188 52H192L193 51V54H194V56L196 55V57L197 56H199V55H203V54H201V52H203L204 50H206L208 47H211V45H212V39L214 38H216L215 37V34H217L218 32H219V30H220ZM18 28H19V30H18ZM22 30H21V29ZM64 28V27H63ZM66 28V27H65ZM70 28V27H69ZM74 28V27H73ZM91 28V27H90ZM125 28V27H124ZM135 28H136V26H135ZM134 28V29H135ZM28 29H30V28H28ZM27 29V30H28ZM36 29V28H35ZM41 29V28H40ZM39 29V30H40ZM84 29V28H83ZM106 30H107V28H105ZM110 29V28H109ZM112 29H114V28H112ZM116 29H117V27H116ZM122 29H123V27H122ZM143 29V28H142ZM146 29H149V28H146ZM37 30V29H36ZM55 30V29H54ZM54 30H52V31H54ZM56 30H57V28H56ZM62 30V29H61ZM63 30H65V29H63ZM71 30V29H70ZM92 30V29H91ZM115 30V29H114ZM132 30H133V28H132ZM17 31H19V32H17ZM26 31V30H25ZM84 31H85V29H84ZM87 31V30H86ZM93 31V30H92ZM135 31V30H134ZM137 31V30H136ZM139 31V30H138ZM144 31H146V30H144ZM61 32V31H60ZM114 32H119V29H118V31L116 30V31H114ZM113 31H112V33H114ZM147 32V31H146ZM214 32V33H213ZM24 33V31L22 32V34L21 35H24L23 34ZM28 32H26V34H27ZM31 33V32H30ZM77 33V32H76ZM78 33H80V32H78ZM103 33V32H102ZM105 33V32H104ZM106 33H108V32H106ZM25 34V35H26ZM32 34V33H31ZM61 34V33H60ZM74 34V33H73ZM92 34V33H91ZM91 34H90V36H91ZM212 34H213V36H212ZM56 35V34H55ZM59 35V34H58ZM63 35H65V33L63 34ZM27 36V35H26ZM14 37H16L15 35H14ZM22 38H24L25 40H26V38L25 37H23V36H21ZM21 37H19L18 36V38L16 37L15 39H18V40H20V39H22ZM62 37V36H61ZM72 37H73V35H72ZM77 37H79V36H77ZM80 37H81V35H80ZM33 38V37H32ZM64 38V37H63ZM94 38V37H93ZM98 38V37H97ZM14 39V38H13ZM77 39V38H76ZM217 39V38H216ZM75 40V39H74ZM78 40V39H77ZM92 40V39H91ZM101 40H103V39H101ZM218 40V39H217ZM14 42L15 41H17V40H13ZM22 40H20V42H21ZM48 41V40H47ZM70 41H73V40H70ZM87 41H88V39H87ZM13 42V43H14ZM103 42V41H102ZM42 43H44V42H42ZM78 43V42H77ZM85 43V42H84ZM19 44V43H18ZM22 44H23V42H22ZM33 44V43H32ZM69 44V43H68ZM72 44V43H71ZM93 44V43H92ZM215 44V43H214ZM213 44V45H214ZM10 45H12V44H10ZM20 45V44H19ZM19 45L18 46H16L17 48L19 47ZM24 45V44H23ZM74 45V44H73ZM72 45V46H73ZM77 45V44H76ZM82 45V44H81ZM97 45H98V49H100L99 48V45L100 44H98L97 43ZM97 45H96V47H97ZM14 46H15V44H14ZM84 46H85V44H84ZM13 47V46H12ZM11 47V48H12ZM15 47V48H16ZM93 47H94V45H93ZM106 47V46H105ZM10 48V49H11ZM14 48V47H13ZM70 48H72V47H70ZM75 49V48H74ZM73 49V50H74ZM96 50V48H93V49H89V50H91V51H89L88 52V54L86 55V53H85V57H84V59H83V65L81 66V69H83L84 70V72L86 71V73H85V75H83L82 77H78V78H76V79H74V81H73V79H72V81H73V85H69L68 84V86H69V88H65L64 86H66V76L65 75H67V72H69L66 68H65V66H61V64H54L53 65V62L56 60V63H58L57 61H58V58H60L62 55L60 54V55H58V56H54L55 57V59H54V57L51 55V57L53 58H51V57H47L46 59L47 60H44V59H41L42 60V63H43V60H44V63L41 65V66H39V70H37L36 68H33L34 67V63L36 64V61L32 64V62H30L31 64L30 65H28L29 67L30 66H32L33 65V67H30V68H27V70L25 69L24 71H22V70H17V69H21V67L20 68H16V69H12V68H10V70L11 71H8V72H6V73H4V74H2L3 76H2V78L0 79V90H2V91H4V87L6 86V88L8 89V90H6V88H5V96H6V99H2L1 101H6V104L3 106L2 104H1V108L2 109H0V112H2V114L3 113H5L8 109H9V104H10V102H11V100H13L15 103H17V105L15 106V107H17V109H18V112H20V111H22L23 109H25L26 111H30L31 113H33V117H35L36 115H37V119L35 118V119H33L32 121L34 122V124H35V126L36 127H40L41 125V123H42V121H51V117L53 118V120H56L57 118H55V117H58L57 115H60L61 113H62V111L63 110H67V108H68V105H70L69 103H71L72 101V98H73V95L72 94H74L75 92H76V88L74 89V87H71V86H74L75 84L77 85H79V86H82V87H84V91L82 90V92L80 91V93H82L83 94V92H84V94H85V96H84V94H83V98L85 99L86 97L88 98V99H85V100H88L87 102H88V105H91L92 106V108H91V106H90V108H86V110L84 111V113L85 114H82L83 116L81 117V119H80V122H78V126H75L77 129H78V131L80 132L81 131V133L83 134V136H84V132H86V131H88V134H89V132H90V129H92V127H94L95 125V127L96 128H100V126H99V121L101 120V122L102 121H104L105 119L107 120L108 118H110V116L112 115V114H115V113H113V110H114V108L115 107H117L118 108V104L121 102L122 104H123V102L122 101H125V100H127L128 98H127V95L128 96H130L131 94H133L134 92H136V91H138L139 92V90H142V91H145V95H146V92L148 93V92H150L151 90H154L155 91V93L153 92V95L151 94L150 96L152 97V99L150 98V97H147V99H146V97H145V95L143 96L142 95V97H140L139 98V104H137V109L139 108L138 107V105H140V108L142 107L141 106V104L142 103H144L145 102V104L144 105H146L147 106V100L148 99H150V103H149V101H148V103L150 104V106H151V108L153 109V108H155V109H157L158 107H159V105H160V107L161 106H163L164 108H166V109H168L170 106H171V104H173L172 102L170 103L169 101V99H171V101H172V98H171V96H173V97H175L174 95H173V93H174V90L171 88V86L169 85V82L167 81L166 82V80L167 79H171L172 77H171V75H170V78H167L166 80H164L166 77H168L169 76V72L167 73L168 75L166 76V75H162V74H160V77L158 76V74H155L154 72L153 73H151V71L149 72L148 70H146V71H144V72H141L140 70H138L139 68V66H141V64H140V61L141 60H143L144 58H140V60H138L137 59V57H136V55L138 54H133L134 56L133 57H128L127 58V60H126V58L124 59V60H126V62L125 61H121L120 60V64L118 63V62H116V63H118V65H115V66H109V65H107L106 66V64H104V62H105V60H107V58H106V56L107 55H109V54H107L106 52H103V49H100V50H98V52L99 51H101V52H99V53H93L95 50ZM145 49V48H144ZM209 49V48H208ZM15 50V49H14ZM92 50H94V51H92ZM108 50V49H107ZM147 50V49H146ZM153 50V49H152ZM194 50H196L197 52L196 53H194ZM149 51V50H148ZM207 52V51H206ZM204 53V52H203ZM53 54V53H52ZM107 54V55H106ZM191 53H189L188 54V56L189 57H192V59H193V54L192 55H190ZM206 54V53H205ZM64 55V54H63ZM84 55V54H83ZM140 55H142V53H140L139 54V56ZM146 55V54H145ZM49 56V55H48ZM138 56V55H137ZM188 56L186 57V59H188ZM40 58H41V56H39ZM201 56H199V57H197V59L198 58H200ZM43 58H45L44 56H43ZM195 58V57H194ZM202 58H203V56H202ZM201 58V59H202ZM61 59V58H60ZM38 60V59H37ZM65 60V59H64ZM81 60H82V58H81ZM145 60V59H144ZM183 60H185V59H183ZM188 60H190V58L188 59ZM194 60V59H193ZM192 60V61H193ZM263 60H264V35L260 38V39H258V40H255L254 42H252L251 44H250V46L249 47H247L244 51H242L237 57H236V59H234V64L235 65H231L230 64V66H234V68L233 67H231V68H229V70L231 69L232 70V74L231 75H233V72H235L236 73V75H233V76H227L228 78L229 77H234L233 79L232 78H230L231 80H232V82H230V81H227V83H226V80H224L225 79V77H226V74L228 73V71L225 69V75H224V78H223V80H222V77H223V75H222V77L219 79V81H218V83H217V87L214 89V91L209 95V96H207L206 98H204V99H202L201 101H199L198 102V105H196L195 107H197V108H195L196 110L193 112V117L194 116H196V118L200 121V123H207V121L208 120H212V126L210 127L211 129L209 130V132H208V134H206V137L204 138V153H203V156H202V158H201V162L199 163V165H197L196 164V166H197V168H196V171L194 170L195 169V166H194V168H193V171H195V175H194V172L192 171V173H191V171H190V175H189V177H191V176H193L194 178H192L191 177V179L193 180H191V179H189L188 177V180H189V182H190V180H191V183L193 182V184H191V183H188L191 187H192V185H193V192H192V195H193V198H192V195L190 194V201L192 202V205H195V207L193 206V208H196V209H194L195 211H197V212H195V213H197V214H195L196 216L198 215V217H200L199 215H205V216H207V219H208V221H207V223H206V234H208L211 230L213 231V229H215V228H217L218 226H221V227H223L224 229H225V232H223L222 231V233H225V236H230L231 234L229 233L231 230H236V221H237V216H239V214L237 213V211H238V205H237V203H235L236 202V199L237 198H239V196H242L241 194H244L243 192H246L247 190H250V188L251 187H254V185H251L252 183L250 182V183H248L247 181V183H245V180L247 179H249L248 177H250L249 175L251 174V173H253L254 175H252L251 174V176H254V177H261L262 175H264L263 173H264V160H263V164L261 165H259V163L257 164L256 162H255V164L253 163V162H251V160H250V158H253V160H255V157H257V156H255V155H257L258 154V152L259 151H264V102L262 103V107L260 108V106H259V111H256L258 108L256 107V104H255V107L257 108H255L256 110V112L254 111V109H253V111H251V110H249V109H251V108H249V109H246L247 110V113H246V116H245V110H243L244 111V113H243V115H244V117L242 116H238L239 118L238 119H240L239 120V122L242 120V118L245 120V119H247V117H249L248 118V122L250 121V120H252V122H249L250 124H246V126L245 125H243L244 127H245V129H246V127H247V129H248V126H249V129L247 130H245L244 128H242V129H244L246 132L248 131V133L247 134H244V133H246V132H244V133H241L240 132V129H241V126L242 125H240V123H238L237 121H238V119L236 120V119H231V123L229 122L230 121V119L228 120V118L227 119H225V117H227V116H225L224 115V110L226 109L225 108V106L227 107V105H224L223 104V102L225 101V100H223V99H226V97H227V99H228V95H232L233 94V96L235 95L236 96V98H237V96L239 97V95H240V93H241V91L245 88V86H247V81L249 80V77L250 76H252V75H256L255 73H262V71H259L260 69H261V66H262V63H264L263 62ZM32 61H33V59H32ZM60 61V60H59ZM139 61V62H138ZM254 61H257V63L256 62H254ZM107 62V61H106ZM110 62V61H109ZM121 62H123V63H121ZM177 62H176V64H175V66L177 65ZM181 62H183L182 60H181ZM186 62H188V61H186ZM195 62H197L196 60H195ZM200 62V61H199ZM253 62L255 63V64H257V66L255 67L254 65H251V64H253ZM29 63V62H28ZM55 63V62H54ZM61 63V62H60ZM62 63H63V61H62ZM65 63V62H64ZM142 63V62H141ZM233 63V62H232ZM251 63V64H250ZM107 64H109V63H107ZM143 64V63H142ZM148 64V63H147ZM150 64V63H149ZM151 64H150V67H151ZM184 63H182L181 65H179L180 66V68L176 71V70H174L175 68H174V66H173V70H170V71H173L172 72V74L174 75L175 74V71L176 72H178L180 69L181 70H183V71H185L186 69H188L187 67H189L188 66V64L186 65H183ZM196 64V63H195ZM249 64V65H248ZM19 65V64H18ZM21 65V64H20ZM39 65V64H38ZM38 65H36L37 67H38ZM56 65V66H55ZM67 65V64H66ZM113 65V64H112ZM146 65V64H145ZM191 65V64H190ZM193 65V64H192ZM254 66V69H253V67L251 68V69H253V71L252 70H249L248 68H246V67H248V66ZM23 66H24V64H23ZM35 66V67H36ZM149 67V65H146V67ZM194 66V65H193ZM196 66V65H195ZM264 66V65H263ZM14 67V66H13ZM40 67H41V69H40ZM47 67V68H46ZM146 67H144L143 69H145ZM147 67V68H148ZM153 67V66H152ZM154 67H153V69H154ZM177 67V66H176ZM192 67V66H191ZM25 68V67H24ZM32 68V69H31ZM56 68V69H55ZM74 68V67H73ZM138 68V69H137ZM178 68V67H177ZM186 68V69H185ZM190 68V67H189ZM196 68H198L197 66H196ZM195 68V69H196ZM199 68H201V67H199ZM227 68V69H228ZM233 68V69H232ZM245 68H246V70H248V71H252L253 73H248V71H247V76L245 75ZM9 69V68H8ZM81 69H79V70H81ZM151 69V68H150ZM191 69V68H190ZM189 69V70H190ZM6 70V69H5ZM51 70H52V72H51ZM75 70V69H74ZM152 70V69H151ZM166 70V69H165ZM164 70V71H165ZM194 70V69H193ZM262 70H263V68H262ZM82 71V70H81ZM183 71H181V72H183ZM203 71V69H201V71L199 70H197L196 71V73L198 74V73H200L201 74V72ZM241 71H243V73H244V75L246 76H244L242 73H241ZM72 72V71H71ZM70 72V73H71ZM74 72V71H73ZM83 72V71H82ZM81 72V73H82ZM149 72V73H148ZM180 72V73H181ZM187 72V71H186ZM190 72H192V71H190ZM179 73V74H180ZM195 72L193 71V74H194ZM205 73V72H204ZM238 73V74H237ZM257 73V74H258ZM149 74H153L152 76H150ZM155 74V75H154ZM182 74L183 73H181V78H182ZM187 74V73H186ZM189 74V73H188ZM196 74V75H197ZM241 74V75H240ZM70 75V74H69ZM72 75V74H71ZM80 75V74H79ZM150 76L152 79H150V80H145V77H147V76ZM157 75V76H156ZM178 74L176 73V75H174V76H177ZM185 75V74H184ZM189 75H191V74H189ZM242 76V77H240V76ZM263 75V74H262ZM14 76V77H13ZM31 76H34V79H32V81L31 82H27V78H30ZM155 76V77H154ZM164 76H166V77H164ZM200 76V75H199ZM235 76H239L238 78H236L235 79ZM13 77V78H12ZM65 77V78H64ZM67 77H68V75H67ZM189 77V76H188ZM187 77V78H188ZM226 77V78H227ZM174 78V77H173ZM179 78V77H178ZM186 78V79H187ZM191 79L193 78V77H190ZM196 78V77H195ZM195 78H193L192 80H195ZM200 78H201V76H200ZM261 78H262V76H261ZM178 80L177 78H174V80ZM180 79V78H179ZM184 79H185V77H184ZM185 79V80H186ZM191 79H190V81H191ZM254 79V78H253ZM69 80V79H68ZM173 80V79H172ZM221 80V81H220ZM228 80V79H227ZM250 80H252V79H250ZM262 81V85L261 86H263V88L262 89H260V90H263L264 91V76H263V79H261ZM66 81V82H65ZM71 81V80H70ZM70 81H68V83H70ZM180 81V80H179ZM187 81H188V79H187ZM186 81V82H187ZM222 81L224 82L225 81V83H223V85H222ZM257 81V80H256ZM171 82V81H170ZM196 82V81H195ZM229 82V83H228ZM260 82V81H259ZM75 83V84H74ZM172 84L173 83H175L174 81L173 82H171ZM178 83H180V82H177L176 84L178 85ZM182 83H184V82H182ZM28 85L27 86V88L28 87H31L30 88V91H29V96H27V97H24V98H22V99H19V98H17V97H15V95H12L11 93H10V89H11V85L13 86L12 88L14 89H21V90H19V91H22L23 90V88L25 87V85ZM189 84V83H188ZM226 84V85H225ZM254 84V83H253ZM261 83H259V85H260ZM21 85V86H20ZM77 85V86H78ZM175 85V84H174ZM183 85V84H182ZM187 85V84H186ZM192 85V84H191ZM190 85V87H192ZM249 85V84H248ZM23 86V87H22ZM173 86V85H172ZM221 86V87H220ZM222 86H224V87H222ZM257 86V85H256ZM71 87V88H70ZM179 87V86H178ZM178 87H177V89H178ZM188 87V86H187ZM196 87V86H195ZM78 88V87H77ZM175 88V87H174ZM221 88V89H220ZM222 88H223V90L225 89V91L226 92H224L223 90H222ZM248 88H249V86H248ZM256 88V87H255ZM190 89V88H189ZM246 89V88H245ZM77 90H80V89H77ZM156 90H158L157 92H156ZM223 91V93H226L225 95L222 93V91ZM253 90V89H252ZM59 91H62V96L59 98V99H56V100H51L50 98V96H53L54 95V93H58ZM176 91V90H175ZM179 91V90H178ZM186 91V90H185ZM189 91V90H188ZM248 91V90H247ZM263 91H261V92H256V94H255V92L253 93L255 96H258V93L260 94V93H262ZM138 92H136V93H138ZM141 92V91H140ZM139 92V93H140ZM152 92H150V93H152ZM191 92H192V90H191ZM245 92V91H244ZM79 93V92H78ZM186 93V92H185ZM232 93V94H231ZM53 94V95H52ZM77 94V93H76ZM81 94V95H82ZM155 94V95H154ZM177 93H175V95H176ZM179 94V93H178ZM264 94V93H263ZM72 95V97H70ZM79 95V94H78ZM147 96H149V95H147ZM178 98H179V95H176ZM181 96V95H180ZM252 96V95H251ZM250 96V97H251ZM263 96V95H262ZM261 96V97H262ZM76 97H77V95H76ZM176 97V98H177ZM182 97V96H181ZM224 97V98H223ZM254 97V96H253ZM3 98H5V97H3ZM68 98L70 99L71 98V102L69 101L68 102ZM185 98V97H184ZM235 98V99H236ZM241 98V97H240ZM239 98V99H240ZM245 98V97H244ZM255 98V97H254ZM264 97H262V99H263ZM76 99V98H75ZM77 99H80V97H78ZM130 99H131V97H130ZM136 99V98H135ZM239 99H238V101H239ZM249 99V98H248ZM261 99V98H260ZM132 100L134 101V99L132 98ZM175 100H178V99H175ZM223 100V101H222ZM0 101V102H1ZM75 101V100H74ZM174 101V100H173ZM228 101V100H227ZM227 101H225L226 103H228ZM238 101H236V102H238ZM260 101V100H259ZM128 102H129V100H128ZM138 102V101H137ZM175 102V101H174ZM241 102V101H240ZM249 102V101H248ZM132 103V102H131ZM141 103V104H140ZM235 103V102H234ZM233 103V104H234ZM260 103V102H259ZM130 104V103H129ZM148 104V105H149ZM236 104V103H235ZM238 104V103H237ZM240 104V103H239ZM245 104V103H244ZM249 104H251V103H249ZM248 104V105H249ZM117 105V106H116ZM124 106V108L127 106H125V104H123ZM135 106H136V104H134ZM143 105V104H142ZM176 105V104H175ZM179 106H180V104H178ZM120 106H121V104H120ZM134 106V107H135ZM149 106V107H150ZM235 106V105H234ZM245 106V105H244ZM122 107V108H123ZM131 107V106H130ZM132 107H133V105H132ZM133 107V109L135 110V108ZM148 107V108H149ZM253 107V106H252ZM72 108V107H71ZM76 108V107H75ZM117 108H115L116 110H117ZM123 108V109H124ZM139 108V109H140ZM143 108H145V107H143ZM143 108H141V109H143ZM163 108V109H164ZM234 108V107H233ZM121 109V108H120ZM122 109V112L124 111ZM126 109H127V107H126ZM126 109H125V112H126ZM150 109V108H149ZM162 109V108H161ZM235 109H237V108H235ZM245 109V108H244ZM69 110H71V109H69ZM115 110V111H116ZM170 110V109H169ZM136 112H137V110H135ZM146 111H149V110H147L146 109ZM154 111V110H153ZM152 111V112H153ZM156 111V110H155ZM164 111V110H163ZM166 111V110H165ZM168 111V110H167ZM242 111V112H243ZM42 112H44L43 114H42ZM117 112V111H116ZM121 112V113H122ZM145 112V111H144ZM150 112H151V110H150ZM159 113H160V109H159V111H158ZM171 112V111H170ZM235 112V111H234ZM241 112V113H242ZM254 112V113H253ZM22 113H26V112H21V113H18V115L16 116V118L14 119V122L13 123H15L16 125H18V124H21V120L23 119L24 120V122H25V120H31L30 118H31V116H28L29 115V112H27L26 113V116H24L25 114H22ZM120 113V111L118 112V114ZM132 113V112H131ZM135 113V112H134ZM156 113V112H155ZM154 113V114H155ZM167 112H162V114L160 113V114H158L157 116H158V119H156V122L154 123V121L152 122V123H154L152 126H150V127H146L147 128V130H146V132L145 133H142V132H140V133H142V134H140L139 133V135L137 136V135H135V133L133 132L134 130L131 128V129H129V130H131V132L130 131H128V132H130L131 134H132V139H131V137H129L128 138V140L127 139H125L126 140V142H128V141H130L129 142V144H127L125 147H124V145L122 146L123 148H117L116 146V148H117V151H116V154H113L114 152H115V150H114V152L113 153H111V154H113L114 156H112L111 154H108V157H106V155H105V157L106 158H109V157H111V158H113V160L115 161V160H119L120 159V157H125L126 158V160L127 161H125V160H122V161H124V166H125V164L126 165H130V163H132V164H144V166H145V173L146 174H149V172L150 171H153V165L156 163V162H158V161H160L161 162V164L163 163L162 161H164V163H166L165 161L167 160V158H169V156L171 155L169 152H172L173 151V149H175L176 147V145L178 146H180L181 144L180 143H185V141L182 139L181 140V142H177V143H175V142H172L171 141V139H172V136L175 134V133H177V130H178V132H179V129L177 128L178 127V125L175 127L176 128V132H175V130H170L169 132L167 131L165 134H162L161 136H159V137H155V135H153V133L154 132H156L157 134H158V132L160 131V129H158L159 128V126H161L160 124H161V121L160 120H162V118L163 117H165V114H166ZM237 113H239V110H238V112ZM240 113V114H241ZM252 113L254 114V116L255 117H253L252 116ZM40 114V115H39ZM117 113H116V115H118ZM126 114V113H125ZM148 114V112L146 113V115ZM150 114V113H149ZM148 114V115H149ZM152 114V113H151ZM168 114H171V116H172V113H167V115ZM174 114V113H173ZM236 114V113H235ZM116 115H114V117L116 116ZM120 115V114H119ZM122 115V114H121ZM127 115V114H126ZM125 115V116H126ZM130 115V114H129ZM129 115H127V116H129ZM159 115L161 116V117H159ZM181 115V114H180ZM24 116V117H23ZM151 116V115H150ZM153 116V115H152ZM251 116H252V119H250L251 118ZM21 117H22V119H21ZM114 117L112 118V119H114ZM122 117H124V115H122V116H119V118H121L120 120L122 121ZM148 117V116H147ZM166 117H168L169 118V116H166ZM165 117V118H166ZM237 117V116H236ZM235 117V118H236ZM117 118V120H118V117H116ZM116 118H115V120H116ZM124 118H126V117H124ZM146 118V117H145ZM144 118V119H145ZM150 118H153V117H150ZM159 118H160V120H159ZM168 118H166L167 120H168ZM171 118V117H170ZM234 118V117H233ZM49 119V120H48ZM95 119H97V122H96V120ZM112 119H110V121L112 120ZM154 120H155V118H153ZM152 119V120H153ZM166 119H164V120H166ZM196 119V120H197ZM106 120H105V122H106ZM109 120V119H108ZM149 120V117H148V119H147V121ZM171 119H169V121H170ZM227 120H228V122H229V124L227 123ZM243 120V121H244ZM94 121V122H93ZM121 121L120 122H118L119 124L121 123ZM144 122H146L145 120H143ZM245 121H247V120H245ZM244 121V122H245ZM115 122V121H114ZM123 122V121H122ZM137 122V121H136ZM143 122V123H144ZM149 122H150V120H149ZM150 122V123H151ZM163 122V121H162ZM167 122V121H166ZM12 123V124H13ZM40 123V124H39ZM44 123H46V122H44ZM109 123V122H108ZM168 123H170V122H168ZM227 123V124H226ZM15 124H13L14 126L13 127H18V126H20V125H18V126H15ZM113 124V123H112ZM134 124L135 123H133V127H134ZM245 124V123H244ZM75 125H76V123H75ZM98 125V126H97ZM110 125V124H109ZM144 125V124H143ZM150 125V124H149ZM149 125H147V126H149ZM197 125H198V123H197ZM206 125V124H205ZM225 125H227V126H229L228 128L230 129H227V126L225 127ZM72 126H74V125H72ZM104 126V125H103ZM102 126V127H103ZM114 126H116V125H114ZM136 126V125H135ZM139 127H141L140 125H138ZM145 126V125H144ZM117 127V126H116ZM201 127V126H200ZM224 127L226 128V130L225 131H227V133H225V132H223V130H224ZM74 128V127H73ZM106 128V127H105ZM115 128V127H114ZM135 128V127H134ZM209 128V127H208ZM69 129H70V127H69ZM76 129V130H77ZM95 129V128H94ZM94 129L93 130H91V134H92V131H94ZM102 129V128H101ZM107 129V128H106ZM137 129V128H136ZM158 129V130H157ZM36 130L37 129H35V127H34V129H33V131H35L36 132ZM138 130H139V128H138ZM142 130V129H141ZM141 130H139V131H141ZM154 130H157V131H154ZM229 130V131H228ZM39 131V130H38ZM72 130H70V132H71ZM77 131V132H78ZM105 131H107V133H109L108 132V130H105ZM138 131V132H139ZM66 132H68L67 130H66ZM69 132V133H70ZM76 132V131H75ZM95 132V131H94ZM31 133H33L34 134V132H32V130H31ZM37 133H39V132H37ZM64 133H65V131H64ZM68 133V134H69ZM134 133V134H133ZM227 134V136L225 135V134ZM66 134V133H65ZM76 134V133H75ZM77 134H79V133H77ZM86 134V133H85ZM96 134H98L97 132H96ZM106 134V133H105ZM129 134V133H128ZM160 134V133H159ZM226 136L225 138L223 137L224 135ZM61 135H63L62 133H61ZM90 135V134H89ZM93 135V134H92ZM91 135V136H92ZM136 136V137H134V136ZM145 135V136H144ZM46 136V135H45ZM65 136V138H66V136L67 135H64ZM63 136V137H64ZM77 136V135H76ZM76 136H72V137H76ZM79 136H81L80 134H79ZM86 136V135H85ZM103 136H104V134H103ZM61 137V136H60ZM69 137V136H68ZM71 137V138H72ZM126 137H128V135L126 136ZM145 137V138H144ZM42 138V137H41ZM79 138H83L84 139V137H78V141L80 140ZM97 138H98V135H97ZM134 138H135V140H134ZM222 138H224V139H222ZM30 139V138H29ZM60 139V138H59ZM70 139V138H69ZM87 138H85V140H86ZM90 139H91V137H90ZM100 139H101V136H100ZM123 139V138H122ZM130 139V140H129ZM220 139H222V140H220ZM257 139H259L258 141H259V149L257 148L256 150H252L253 149V147L255 148V146L256 145H258V144H255V142L254 141H256ZM62 140H63V138H62ZM61 140V141H62ZM77 140V139H76ZM131 140H133V141H136V147H132V144L134 145L135 143H131L132 141ZM68 141H70V140H68ZM74 141V140H73ZM73 141H71V142H73ZM96 141V140H95ZM101 141V140H100ZM99 140H98V142H100ZM182 141H184V142H182ZM218 141H223L222 142V144L226 141V143H228V142H230V144H231V147L230 148H225L224 149V147L223 146H221V147H223V149L221 148V147H219V145H218ZM228 141V142H227ZM258 141H257V143H258ZM30 142V141H29ZM34 142V141H33ZM32 142V143H33ZM74 142H77V141H74ZM81 142V141H80ZM83 142H84V140H83ZM89 142V139H88V141H87V143ZM97 142V143H98ZM221 142L219 143V144H221ZM254 142V146L252 145V143ZM90 143V142H89ZM95 143V142H94ZM93 143V144H94ZM121 143V142H120ZM162 143V144H161ZM226 143H225V145H226ZM28 144V143H27ZM60 144V143H59ZM64 144V143H63ZM83 144H85V143H83ZM110 144H112V143H110ZM122 144V143H121ZM159 144V145H158ZM107 146L106 147H109L108 146V144H106ZM155 145H156V147L158 148H155ZM162 145H164V146H162ZM183 145V144H182ZM224 145V146H225ZM228 145H229V143H228ZM82 146H84V145H82ZM90 146V145H89ZM88 146V147H89ZM121 146V145H120ZM158 146H160V147H162V148H159ZM184 146V145H183ZM175 147V148H174ZM180 147H182V146H180ZM104 148V147H103ZM178 148V147H177ZM82 149V148H81ZM85 149H86V147H85ZM85 149H84V151H85ZM109 150H111L110 148H108ZM113 149H115V148H113ZM216 149V150H215ZM104 150H105V148H104ZM172 150V151H171ZM177 150V149H176ZM179 151V150H178ZM215 151H218V152H215ZM76 152V154H78L77 153V151H75ZM82 152V151H81ZM104 152V151H103ZM110 152H112V151H110ZM174 152V151H173ZM172 152V153H173ZM217 153V154H216ZM80 155L82 154V153H79ZM100 154H102V153H100ZM99 154V155H100ZM168 154H170V155H168ZM111 155V156H110ZM116 155V156H115ZM260 155H262V154H260ZM264 155V154H263ZM102 156H104V154H102ZM264 157V156H263ZM110 158V159H111ZM262 158V157H261ZM103 159H105L104 157H103ZM102 159V160H103ZM122 159V158H121ZM120 159V160H121ZM106 160V159H105ZM104 160V161H105ZM98 161V163H99V161L100 160H97ZM103 161V162H104ZM110 161V160H109ZM111 161H112V159H111ZM114 161H112V163L114 162ZM122 161H120V163L118 164L117 163V161H115L114 163H113V165L114 166H116L117 165V168L116 169H118V165H119V167L121 168V162ZM132 161V162H131ZM256 161V160H255ZM129 163V164H128ZM163 163V164H164ZM198 163V162H197ZM110 164H111V162H110ZM163 164H162V166H163ZM165 165V164H164ZM91 167V166H90ZM119 168V169H120ZM127 168V167H126ZM122 169H123V164H122ZM150 169H152V170H150ZM121 170V169H120ZM161 170H162V168L160 169V171L159 172H161ZM154 172V171H153ZM54 173V172H53ZM52 173V174H53ZM146 174H145V176H146ZM151 174V173H150ZM151 176V175H150ZM52 177V176H51ZM54 177V176H53ZM147 177H149V176H147ZM256 177V179H258ZM262 178V177H261ZM263 179V178H262ZM261 180V179H260ZM260 180H257V181H260ZM264 180V179H263ZM252 181V180H251ZM255 181V180H254ZM256 182V181H255ZM185 183H186V181H185ZM184 183V184H185ZM257 183V182H256ZM183 184V183H182ZM184 184H183V186L182 187H186L185 189H187V188H189L187 185L186 186H184ZM253 184H254V182H253ZM256 186H257V184H256ZM260 186V185H259ZM263 186V185H262ZM264 187V186H263ZM179 188H180V186H179ZM256 188V187H255ZM20 189V188H19ZM176 189H177V187H176ZM257 189V188H256ZM25 190H27V189H25ZM28 190H30L29 188H28ZM180 190L182 191L183 190V188H180ZM252 190V189H251ZM260 190H261V188H260ZM260 190H258V192L260 191ZM174 191V190H173ZM177 191V190H176ZM176 191H174L173 193L174 194H176V198L177 197H179V199L181 198V201L183 200V198L185 197L182 193H181V191H180V194H182L183 196H179V195H177V192ZM183 192V191H182ZM185 192V191H184ZM23 193V192H22ZM26 193V192H25ZM249 193V192H248ZM247 193V194H248ZM260 193V196L259 197H257V199H254L255 201H252L251 203L250 202H248L249 204H245L246 206H242V208L241 207H239V208H241V213H243L242 215H241V218H245L244 220H245V222H249V221H251V223H253V224H251L252 225V227L250 228V229H247L245 232H243V233H241L242 235H245V236H247V235H249V234H252V232L254 231V235L255 234H257V233H260L259 231H261V235H262V233H263V231H264V189L262 188V191L261 192H259ZM258 193V194H259ZM246 194V193H245ZM250 194V193H249ZM28 196V195H27ZM246 196V195H245ZM245 196L243 197V198H245ZM252 196V195H251ZM256 196V195H255ZM254 196V197H255ZM23 197V196H22ZM21 197V198H22ZM183 197V198H182ZM247 198H248V196H246ZM13 198V197H12ZM14 198H16V197H14ZM171 199H172V196L170 197ZM175 198V199H176ZM17 199V198H16ZM193 199V200H192ZM20 200V199H19ZM173 202H174V195H173ZM176 200H178V198L176 199ZM185 200V202L186 201H189L188 199L186 200V199H184ZM183 200V201H184ZM244 200V199H243ZM247 200V199H246ZM249 200V199H248ZM12 201V200H11ZM15 201V200H14ZM171 201V200H170ZM169 200H167V202H170ZM182 201V202H183ZM189 201V202H190ZM3 202V201H2ZM4 202H6L5 200H4ZM20 202V201H19ZM166 202V203H167ZM172 201L170 202V204L169 205H171V207L170 208H173L174 206H172V204L171 203H173ZM180 201H178V203H179ZM189 202H188V204H189ZM245 202V201H244ZM178 203H173L175 206H178L177 208H179L180 207V205H178ZM17 204H19V203H17ZM162 204V203H161ZM180 204H183V203H180ZM191 204V203H190ZM7 205V204H6ZM12 205H14V202H13V204ZM169 205H168V207H169ZM236 205H237V207H236ZM162 206H163V204H162ZM161 206V207H162ZM167 206V205H166ZM182 206V205H181ZM167 207V208H168ZM189 207V206H188ZM2 208V207H1ZM157 208H159L160 209V207L158 206ZM165 208V207H164ZM175 208V207H174ZM185 207H183V209H184ZM190 208V207H189ZM10 209V208H9ZM163 209V208H162ZM161 209V210H162ZM169 209V208H168ZM168 209H164V211L165 210H167L168 211ZM182 209V210H183ZM1 210V209H0ZM3 210V209H2ZM5 210V209H4ZM14 210H15V208H14ZM172 209H170V211H171ZM177 210V209H176ZM10 211H11V209H10ZM150 211H152V210H150ZM156 211H158V209H156ZM163 211V212H164ZM170 211H168V212H170ZM186 211V210H185ZM27 212V211H26ZM162 212V213H163ZM185 213L184 212V210L183 211H180V214L179 215H181V213ZM28 213V212H27ZM151 213V212H150ZM153 213H155V211L153 212ZM160 213V212H159ZM158 213V214H159ZM183 213H182V215H183ZM164 214V213H163ZM165 214H168L167 212L165 213ZM172 214V213H171ZM19 215V214H18ZM26 215V214H25ZM143 215V214H142ZM146 215V214H145ZM144 215V216H145ZM160 215H161V213H160ZM174 215V214H173ZM245 217H244V216ZM27 216V215H26ZM158 216V215H157ZM162 216V215H161ZM168 216V215H167ZM170 216V215H169ZM185 216V215H184ZM195 216V217H196ZM204 216V217H205ZM243 216V217H242ZM172 217V216H171ZM175 217V216H174ZM240 217V216H239ZM24 218V217H23ZM129 218V217H128ZM134 218H136V217H134ZM144 218H146V217H144ZM152 218H154V216L152 217ZM151 218V219H152ZM173 218V217H172ZM179 218V217H178ZM177 218V219H178ZM183 216H182V218L181 219H178V220H176V221H179V220H181V222H183ZM191 218H193V216L191 217ZM202 218V216L200 217V219ZM86 219V218H85ZM88 220H89V218H87ZM174 219V218H173ZM176 219V218H175ZM243 219H242V221H243ZM125 220V219H124ZM136 220V219H135ZM187 219H185V221H186ZM202 220V219H201ZM28 221V220H27ZM133 221V220H132ZM146 221V220H145ZM150 221V220H149ZM174 221V220H173ZM184 221V222H185ZM195 221V220H194ZM200 221V220H199ZM198 221V223H200ZM26 222V221H25ZM35 222V221H34ZM38 222V221H37ZM125 222V221H124ZM147 222V221H146ZM145 222V223H146ZM181 222H177V226L175 227L174 226V229H175V231L178 229H181V228H179V227H182L183 225L181 224ZM190 222H191V220H190ZM121 223H122V221H121ZM145 223H144V225H145ZM150 223H153V222H150ZM149 223V224H150ZM172 223V222H171ZM182 225H180V224ZM189 223V222H188ZM242 223V222H241ZM243 223H244V221H243ZM100 225H101V223H99ZM185 224H186V222H185ZM184 224V226H186ZM191 224V223H190ZM193 224H194V222H193ZM193 224H191V225H193ZM245 224V223H244ZM247 224V223H246ZM99 225V227H101ZM103 225V224H102ZM123 224H121V226H120V224H119V227H123L122 226ZM127 225V223L125 224V226ZM129 225V224H128ZM141 225V224H140ZM172 225V224H171ZM191 225H189L190 227H191ZM195 225V224H194ZM198 225V224H197ZM242 225V224H241ZM250 225V226H251ZM110 226H111V224H110ZM133 226V225H132ZM148 226V225H147ZM150 226H153V225H150ZM196 226V225H195ZM246 226V225H245ZM106 227V226H105ZM108 227H109V225H108ZM136 227V226H135ZM169 227V226H168ZM188 227V226H187ZM187 227H185V230H186V228ZM189 227V228H190ZM103 228V227H102ZM107 228V227H106ZM111 228H112V226H111ZM124 228V227H123ZM123 228H120V230H122ZM131 228V227H130ZM139 228H141V227H139ZM143 228H144V226H143ZM142 228V229H143ZM150 228V227H149ZM165 228H167V227H165ZM235 228V229H234ZM245 228V227H244ZM100 229V228H99ZM109 229V228H108ZM146 229V228H145ZM151 229V228H150ZM162 229V231L159 233V230H157L156 232H158L159 233V238L158 237H154L155 239H161L162 238V235H163V233H165L164 231H168L167 229H163V228H161ZM191 229V228H190ZM194 227L192 226V230L193 231H188V232H193L194 233ZM119 230V231H120ZM129 231L128 230V228H126V229H124V231L126 232V233H128L127 231ZM134 231H135V229H133ZM147 230V229H146ZM176 231L177 232V236H178V232H180V231ZM182 230V229H181ZM256 230H258V232L256 231ZM97 231V230H96ZM105 231V230H104ZM106 231H108V230H106ZM111 231H115V229L114 230H111ZM111 231L109 230V232L111 233ZM119 231H115L114 232V234H116V232L118 233ZM124 231H123V233H124ZM131 231V230H130ZM137 232H138V230H136ZM175 231H172V233H174ZM186 231V232H187ZM240 231V230H239ZM145 232V231H144ZM147 232V231H146ZM176 232H175V234H176ZM185 232V231H184ZM184 232H182L181 233V236L183 237V236H186L187 235V233L185 232V234L183 235V233ZM255 232H257V233H255ZM123 233H121V234H123ZM126 233H124L125 235L124 236H126ZM139 233H141V232H139ZM171 233V234H172ZM211 233V232H210ZM98 234V233H97ZM100 234H102V233H100ZM112 234V233H111ZM110 234V235H111ZM120 234V235H121ZM135 234H137V233H135ZM134 234V235H135ZM142 234V233H141ZM146 234V233H145ZM157 236H158V234L157 233H155ZM170 234V233H169ZM190 234H192V233H189V235ZM205 234V233H204ZM203 234V235H204ZM226 234H230V235H226ZM241 234L239 235V237H240V239H241ZM104 235V234H103ZM109 235V234H108ZM108 235H105V236H108ZM128 235V234H127ZM139 235V234H138ZM143 235V234H142ZM165 235V234H164ZM163 235V236H164ZM180 235V234H179ZM186 236L187 238L186 239H188V237H190V236ZM222 236H223V234H221ZM237 235V234H236ZM253 235V234H252ZM252 235H250V236H252ZM259 234H257V236H258ZM102 236V235H101ZM104 236V237H105ZM114 235L112 234L111 236H109L107 239H110V237L112 238ZM116 236V235H115ZM117 236H119V235H117ZM128 236H130V235H128ZM128 236H126V237H128ZM151 236V235H150ZM160 236H161V238H160ZM176 236V235H175ZM180 236V239L178 240V241H180L181 240V237ZM192 236V235H191ZM207 236H210V234L209 235H207ZM120 237H122L121 239H123V235H121ZM119 237V238H120ZM130 237H134L133 235L132 236H130ZM130 237H128V238H130ZM137 237V236H136ZM136 237L134 238V240L136 239ZM144 237V236H143ZM147 237V236H146ZM172 238L171 239H173V237L174 236H171ZM204 237L205 236H203V239H204ZM221 237V236H220ZM243 238H244V240H245V237L244 236H242ZM260 237H264V236H260ZM114 238V237H113ZM119 238H117L116 240H115V238L113 239V240H115V242L116 241H120L121 239H119ZM127 238V239H128ZM138 238V237H137ZM149 238V237H148ZM153 238V239H154ZM170 238V237H169ZM168 238V239H169ZM176 238V237H175ZM208 238V237H207ZM248 238V237H247ZM246 238V239H247ZM250 238H252V237H250ZM259 238V237H258ZM107 239H105V240H107ZM119 239V240H118ZM127 239L125 238V240L127 241ZM131 239H133V238H131ZM141 239V238H140ZM147 239V238H146ZM146 239H145V241H146ZM149 239H151V238H149ZM154 239V240H155ZM171 239H169V240H171ZM210 239V238H209ZM216 239V238H215ZM221 239V238H220ZM228 239V238H227ZM226 237H225V243H226ZM232 239V238H231ZM254 239V238H253ZM260 239V238H259ZM97 240H98V238H97ZM100 240V239H99ZM112 240V241H113ZM124 240V239H123ZM122 240V241H123ZM124 240V241H125ZM153 240V241H154ZM208 240V239H207ZM206 239H205V241H207ZM211 240V239H210ZM222 240V239H221ZM261 240V239H260ZM110 241H111V239H110ZM110 241H104L105 242V244H106V242L108 243L107 245H104V247H105V249L106 250H108V251H111L113 248H114V246H112L113 244H115L114 243V241H113V243L111 244L110 243ZM121 241V242H122ZM125 241V242H126ZM128 241H130V239L128 240ZM133 241V240H132ZM149 241V240H148ZM151 241V240H150ZM156 241V240H155ZM158 241V240H157ZM168 241V240H167ZM173 241V240H172ZM177 241V242H178ZM182 241H185V240H183V238H182V240H181V242ZM187 241H189V240H187ZM215 241H217V240H215ZM229 241H232V240H230V238H229ZM228 241V242H229ZM235 241V240H234ZM251 241H253V240H251ZM262 241H264L263 239H262ZM100 242V241H99ZM121 242H119L120 243V245H121ZM125 242H124V246H125ZM175 242H176V240H175ZM180 242V243H181ZM192 242V241H191ZM218 242H220V241H218ZM224 242V241H223ZM239 242H241V241H239ZM248 242V241H247ZM259 242V241H258ZM261 242V241H260ZM119 243L117 244V242H116V245H119ZM127 243V242H126ZM149 244H150V242H148ZM171 243L172 242H170V244L168 245V249L167 248H165L164 247V250L165 249H167V250H169V249H172V251L174 250V246H178V245H173V248H171L172 246H171ZM179 243V242H178ZM183 243V242H182ZM190 243V242H189ZM208 243V242H207ZM222 243V242H221ZM224 243V244H225ZM231 243V242H230ZM229 243V244H230ZM234 243V242H233ZM236 243V242H235ZM256 243H257V241H256ZM256 243H255V248L254 249H252V250H254V253H256L257 254V251L259 250V249H257L256 247ZM262 243V242H261ZM260 243V244H261ZM101 244H102V240H101ZM111 244V245H110ZM186 244V243H185ZM228 244V245H229ZM259 244V243H258ZM103 245V244H102ZM109 245V246H108ZM122 245H123V242H122ZM136 245V244H135ZM182 245V244H181ZM180 244H179V246H181ZM188 247H189V244H186ZM185 245V246H186ZM221 245H223V243L221 244ZM220 244H219V246H221ZM227 245V243L224 245V246H226ZM238 246H239V244H237ZM236 245V246H237ZM253 245H254V243H253ZM109 247V249H111V246L113 247L111 250H109L108 249V247ZM170 246V247H169ZM191 246V245H190ZM212 246V245H211ZM216 246H218V245H216ZM218 246V247H219ZM232 246V245H231ZM235 246V245H234ZM235 246V247H236ZM100 247V246H99ZM103 247V248H104ZM117 246H115V248H116ZM120 247V246H119ZM119 247H118V249H119ZM175 247V248H176ZM192 247V246H191ZM223 247V246H222ZM233 247V246H232ZM254 247V246H253ZM258 247H260V246H258ZM101 248V247H100ZM163 248V247H162ZM179 248V247H178ZM181 248V247H180ZM183 248V247H182ZM182 248H181V250H182ZM215 248H217V247H215ZM237 248H239V247H236V249L234 248V251L236 250L237 251ZM104 249V251H106ZM123 248H121V250H122ZM131 249V248H130ZM133 249V248H132ZM137 249V248H136ZM177 249V248H176ZM184 249V248H183ZM189 249V248H188ZM218 249V248H217ZM219 249H220V251H221V247H219ZM224 249V248H223ZM230 249H231V247H230ZM241 249V248H240ZM248 249H250V248H247L246 250H248ZM255 249H257V250H255ZM128 250V249H127ZM160 250V249H159ZM164 250H162V251H164ZM187 250V249H186ZM251 250V249H250ZM264 250V249H263ZM93 251V250H92ZM101 251H102V249H101ZM108 251H107V253H108ZM132 251V250H131ZM134 251V250H133ZM166 251V250H165ZM164 251V252H165ZM182 251H184V250H182ZM233 250H232V252L233 253H235ZM245 251V250H244ZM94 252H98V251H94ZM93 252V253H94ZM112 252V251H111ZM120 252V251H119ZM129 252V251H128ZM128 252H126V253H128ZM170 252H171V250H170ZM190 252V251H189ZM223 252H224V250H223ZM232 252L230 251V252H228L229 254H227L226 255V258H227V256H229V257H231L230 255L232 254ZM251 252H253V251H251ZM259 252V251H258ZM261 252V251H260ZM259 252V253H260ZM93 253H91L92 254V256H93ZM130 253V252H129ZM231 253V254H230ZM238 253H240V251H238ZM242 253V252H241ZM96 254V253H95ZM100 254V253H99ZM101 254H102V252H101ZM106 254V253H105ZM119 253L117 252V256H119L120 257V255H118ZM121 254V253H120ZM122 254H125V253H123L122 252ZM215 254H219V252L217 253H215ZM222 254V253H221ZM236 254V253H235ZM243 254V253H242ZM246 254H247V252H246ZM245 254V255H246ZM97 255V254H96ZM110 255V254H109ZM108 255V256H109ZM112 255V254H111ZM248 255V254H247ZM246 255V256H247ZM262 255V254H261ZM115 256V255H114ZM129 256H130V254H129ZM236 256H237V254H236ZM245 256V257H246ZM249 256V255H248ZM102 257V256H101ZM106 257V256H105ZM113 257V256H112ZM240 257H242V256H240ZM258 257V259L259 258H261V257H259V256H257ZM100 258V257H99ZM107 258V257H106ZM118 259V257H116L115 256V259ZM219 258V257H218ZM236 258V257H235ZM244 258V257H243ZM247 258V257H246ZM245 258V259H246ZM249 258V257H248ZM254 258V257H253ZM263 258V257H262ZM97 259V258H96ZM123 260L125 259L124 257L122 258ZM239 259V258H238ZM242 259V258H241ZM252 259V258H251ZM250 259V260H251ZM264 259V258H263ZM262 259V260H263ZM98 260V259H97ZM108 260H109V258H108ZM120 260H121V258H120ZM126 260V259H125ZM130 260V259H129ZM218 260V259H217ZM216 260V261H217ZM220 260V259H219ZM244 260V259H243ZM242 260V261H243ZM253 260V259H252ZM103 261V260H102ZM118 261H119V259H118ZM122 261V260H121ZM127 261V260H126ZM213 261L214 260H212L211 261V263H213ZM241 261V262H242ZM258 261V260H257ZM96 262V261H95ZM110 262V261H109ZM113 262H116V260L115 261H113ZM123 262V261H122ZM129 262H131V260L130 261H128V264H130ZM132 262H134V261H132ZM206 262V261H205ZM208 262V261H207ZM206 262V263H207ZM237 262V261H236ZM245 262V261H244ZM247 262V261H246ZM251 262V261H250ZM254 262V261H253ZM97 263V262H96ZM118 263V262H117ZM120 263V262H119ZM126 263V262H125ZM141 263H142V261H141ZM170 263L171 264H174V263H172L171 261H170ZM221 263V262H220ZM249 263V262H248ZM257 263V262H256ZM261 264V261L260 262H258V264ZM92 264V263H91ZM116 264V263H115ZM134 264V263H133ZM213 264H215V262L213 263ZM229 264V263H228ZM238 264H239V262H238ZM253 264V263H252Z\"/></svg>", "mask_w": 264, "mask_h": 264}]
</instances>
